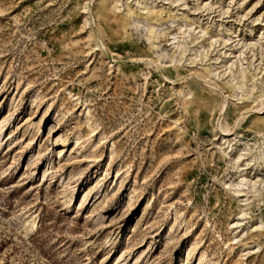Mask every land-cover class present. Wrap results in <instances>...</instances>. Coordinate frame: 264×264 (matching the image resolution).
Masks as SVG:
<instances>
[{
	"label": "rangeland",
	"instance_id": "obj_1",
	"mask_svg": "<svg viewBox=\"0 0 264 264\" xmlns=\"http://www.w3.org/2000/svg\"><path fill=\"white\" fill-rule=\"evenodd\" d=\"M263 93L264 0H0V264H264Z\"/></svg>",
	"mask_w": 264,
	"mask_h": 264
},
{
	"label": "bare ground",
	"instance_id": "obj_2",
	"mask_svg": "<svg viewBox=\"0 0 264 264\" xmlns=\"http://www.w3.org/2000/svg\"><path fill=\"white\" fill-rule=\"evenodd\" d=\"M152 33V32H150ZM244 85V84H243ZM242 84H240L239 86H236L237 89H240L241 86H243ZM245 86V85H244ZM245 91V90H244ZM264 94V93H263ZM262 94V95H263ZM261 95V96H262ZM259 100V99H258ZM259 112H262L264 111V101L262 102V104L260 105V107L258 108ZM88 113V112H87ZM247 112L244 114L246 116ZM48 134L49 135H52V134H55V129L54 128H51L49 129L48 131ZM261 140V148H264V138H260ZM259 148V147H258ZM261 150V149H260ZM247 154V151H246V147L244 146L243 148H241L239 150V153L237 154V159L245 156ZM252 160L249 161V163H251ZM257 163V162H256ZM248 166V165H247ZM234 167V166H233ZM256 167H259V164L256 165ZM236 168V167H234ZM257 169V168H256ZM257 185L259 187H257ZM227 186H228V189L230 192L236 194V193H239L241 191V189L245 186L247 188V193H250L252 195V197H257L259 195H263L264 194V179L258 183V182H255V183H246L244 181V179L240 180L237 184L233 183L231 180L228 181L227 183ZM241 214L244 215V211H241Z\"/></svg>",
	"mask_w": 264,
	"mask_h": 264
}]
</instances>
